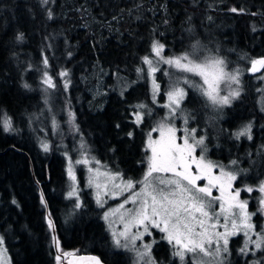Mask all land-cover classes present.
Returning a JSON list of instances; mask_svg holds the SVG:
<instances>
[{
	"label": "trees",
	"instance_id": "obj_1",
	"mask_svg": "<svg viewBox=\"0 0 264 264\" xmlns=\"http://www.w3.org/2000/svg\"><path fill=\"white\" fill-rule=\"evenodd\" d=\"M20 34L23 39L18 41ZM153 41L165 45L166 57L192 45L210 50L219 46L234 69L264 57V0H0V116L11 117L15 129L4 132L0 125V236L11 264H57L39 186L61 252L93 253L107 264H130L126 252L113 248L94 200L88 206L83 195V207L76 209L74 200L65 199L64 148L78 127V137L111 169L134 179L144 172L150 125L146 118L140 126L134 124L133 113L141 103L153 107L152 81L142 63ZM45 70L55 88L41 83ZM61 71L68 76L61 78ZM247 79L242 80L246 93L219 111L206 107L204 98L188 88L192 118L187 125H196L206 138L210 155L225 163L236 160L237 165H229L246 170L234 187L256 189L264 181V119ZM167 83L160 81L161 87ZM45 93H56L70 134L52 132L53 121L56 125L63 115L41 120ZM69 113L75 117L71 123ZM249 123L252 139H236L235 131ZM41 142L49 144L48 152ZM260 195L255 190L241 193L248 198L250 212H256ZM252 222L259 231L264 214L258 213ZM231 243L237 245V264L264 260L261 251L252 260L239 252L240 234Z\"/></svg>",
	"mask_w": 264,
	"mask_h": 264
},
{
	"label": "snow or ice",
	"instance_id": "obj_2",
	"mask_svg": "<svg viewBox=\"0 0 264 264\" xmlns=\"http://www.w3.org/2000/svg\"><path fill=\"white\" fill-rule=\"evenodd\" d=\"M48 0H41L46 4ZM236 11V9H232ZM48 18H52L51 12ZM18 41L23 39V34L16 37ZM192 51H186L181 55L166 57L164 55L165 45L158 41L151 44V52L142 58V63L147 65L146 78L152 81V103L156 104L157 95L161 92V86L156 82V73L163 71L171 78L172 73L168 69L175 68L184 73L181 79L170 84L169 89L163 94L166 102L160 105L167 111L153 127L147 136L145 144L146 170L139 181L125 180L118 171H110L106 166L92 167V164L100 165L101 162L94 157L89 158L86 146L81 144V158L73 160L65 153L68 164L66 174L70 181L69 190L65 199H74V208L83 207L79 191L75 166L83 165L90 174L88 187H94L95 200L99 208L103 209L107 200L104 197L123 200L115 209L104 212L103 219L107 222L110 216L119 214V220L123 225L122 230L112 231V241L117 249H124L134 253L132 264H158L152 257L153 244L160 241L166 242L171 247V256L178 258L180 264H185L186 257L191 255V264H212L205 257H215L216 264H226L227 256L230 255L229 239L243 233L245 240L239 252L248 256L255 255L257 251L264 252V227L259 231L252 222L255 215L264 214V181L254 189L245 185L243 188L234 187V182L244 169L227 170L224 165L214 163L206 158L208 151L205 137H197V129H182L183 136H177L174 121L180 118L183 112L182 103L188 97V88L196 91L206 101L205 106L213 109H222L230 106L232 101L238 99L242 92L240 70L230 69L225 58L220 56H199L197 45L192 46ZM151 57V58H150ZM48 59L43 60L45 69L48 67ZM168 65V69H162L160 65ZM264 69V57L253 59L250 73H256ZM137 72H144L143 68H137ZM61 78L67 77V71L59 73ZM198 77L199 80L193 79ZM264 80V76L259 77ZM181 82L184 86H181ZM41 83L46 88H55L53 78L45 70ZM68 81L64 88L67 90ZM222 85H236L231 88L227 95H222ZM187 86V87H185ZM29 88L28 84H24ZM260 91V89H257ZM47 103V100L45 101ZM264 111V108L261 109ZM134 124L140 126L145 116H151L152 111L144 103L135 106ZM190 115L183 116L184 124L187 125ZM74 115L69 113V122H73ZM55 125V121H53ZM0 125L4 132L15 131L11 117L6 114L0 116ZM75 127V125H74ZM119 127V125H117ZM251 123L243 126L234 133L236 139L242 136H251ZM78 131V127L76 128ZM158 133L154 137L152 134ZM132 132L128 133L131 137ZM182 141V142H180ZM44 152L49 151V144L41 142ZM197 148L200 149L197 155ZM231 165H237L236 160L230 161ZM94 174V175H93ZM101 178L103 180L101 181ZM139 185V190L137 189ZM258 191L256 212L249 211L248 200L241 199L242 192L252 193ZM218 192L219 195H215ZM125 192L128 195H124ZM42 203L45 201L41 200ZM131 205V207H126ZM49 228L55 231L51 217H46ZM111 230V222L109 223ZM223 229L220 231L219 229ZM142 229V231H141ZM153 230L160 234L159 241L152 243L137 244L146 236H153ZM54 246L60 251L59 241L53 236ZM4 244L0 237V247ZM249 245L254 246L249 248ZM74 255L63 253L64 257ZM60 264L62 257H55ZM78 259L88 264H101L95 256H81ZM247 264V262H246ZM252 264H264V260L253 261Z\"/></svg>",
	"mask_w": 264,
	"mask_h": 264
},
{
	"label": "rangeland",
	"instance_id": "obj_3",
	"mask_svg": "<svg viewBox=\"0 0 264 264\" xmlns=\"http://www.w3.org/2000/svg\"><path fill=\"white\" fill-rule=\"evenodd\" d=\"M223 23H224V21L220 22V26H222ZM192 50L193 49L191 47L190 50H187V51H192ZM222 51H225V49H222L219 46H217L216 49L213 47V49L210 50V49H208V48H206L204 46L197 45V55H199L201 57H203V56H220V57L225 58L227 60V62H228V65H230V62L226 58L225 54L222 53ZM181 54H183V53H175V54H172L170 57H172V56H178V55H181ZM259 58H262V57H258V58H254V59H259ZM252 60L253 59H250V60L246 61L247 64L241 63L240 66H238V65L237 66H234V67L232 66V68H234V69H239L240 70V73H241L240 74V80H241L242 92H241L240 97L237 100H239L244 95L243 93H246L247 87H246V85L244 83H242V80L245 79V78H248L247 80H250L251 81V86H252V90H253L252 92H255L256 95L259 96V102H260L261 105L258 106L257 108H260V110H261V106L264 105V80L260 79L259 77L264 76V69H262L261 71L256 72V73H250L248 71V69L251 67V61ZM160 67L162 69H168V65H163L162 64V65H160ZM145 68L147 69V65H145ZM168 70L172 73L171 78L169 76H166L163 71H159V72H157L155 74L156 75V82L158 84H160V81L168 82V83L166 84V86L161 87V89H163V90H161L160 94L157 95V97H156L157 103L156 104H153V107H148L152 111V115L151 116H145L144 117V118H146V120L148 122V125H150V127L148 129V133L150 132V130L153 127L156 126L157 122L160 121L161 117L167 111L166 109H163L162 107H160V105H163L166 102V99H165V97H164L163 94L169 89L171 83H174L178 78L181 79V81H182V77L184 75H186L184 73H181V72L177 71L175 68L168 69ZM193 79H195L197 81L199 80L198 77H194ZM181 86H184L182 84V82H181ZM185 87H187V86H185ZM235 87H236V85H231V87H229L228 85H222L223 91H222L221 94L222 95H227L228 92L231 90V88H235ZM257 89H260V91H257ZM45 95H46L47 103H46L44 109L42 110V113H41V116H40L41 117V120L42 121L47 120V118H46L47 115H50L51 116V119L54 118L56 120L58 119L57 118L58 116L63 115V118L59 122L57 120V124L54 125V128L52 129L53 130L52 132L54 133V131H58L62 135H68V134H70V132H71V126L68 125V121H67V118H66V111H65L64 107L59 103V100L56 97V93H52V94L45 93ZM192 95L194 97V93H192ZM151 99H152V93H151ZM240 101L242 103V107H244V105H243L244 104V101L243 100H240ZM255 101H256V99H255ZM188 102H191L192 103V99L186 98V100L182 103V106H181L182 109H183V112L180 114V118H177L174 121L175 126L177 127V129H180L181 130V131H178L177 132V136H183L184 135V132L182 131V129H184L185 127H187L188 129H191V128H194L196 126V125L189 126V125H185L184 124L183 116L188 115L190 108H192L189 105ZM209 107H211V106L209 105ZM160 108H161L162 112H160L158 114L159 117H157V112H158V110ZM222 109H216V110L219 111V110H222ZM189 120H191V119H189ZM241 128H243V127H241ZM148 133L146 134V141H147ZM77 134H78V131L77 130H73L72 131L71 139H70L69 143L66 144V146L64 148V150H65L64 155H65V153H67L68 156H71V158L73 160L80 159L81 158V147L80 146L83 143L86 146V151L88 153V157L89 158L94 157L96 160H99L101 162V164L99 166L98 165H95V164H92L91 165L92 167H94V168L95 167H101V171H103L104 168L102 166H106L107 169L110 170V171H113V172L118 171V172H120L119 170L111 169L108 165H106L104 162H102L100 160L101 158L100 159L98 158V154H93V152L90 150V147H91L90 144L88 142L83 141V139H81L80 137H78ZM199 134H198V132L196 133L197 137L200 136ZM152 135L154 137H156V136H158V133H153ZM92 139L90 138V140H92ZM146 141H145V143H146ZM180 142H182V141H180ZM57 145L60 146L61 144L57 143ZM206 154H208V151H207ZM197 155H199V153ZM65 157H66V155H65ZM206 158L208 160L213 161L214 163L224 165L227 170H238V169H242V168H240L238 166H235V167L234 166H231V165H229L230 163H225V162H222V161H220L218 159H215V158H211V157H207V156H206ZM67 164H68V159L66 157L65 173H66ZM145 170H144V172H145ZM75 172H76V176H77L78 191H79V196H80L81 203H82L83 195H84L85 196V199H86V201L88 203V206L90 205V202L92 200H94V202L96 204V200H95V192H96V190H95L94 187H88L87 186L88 185V180H89V177H90V174L88 173L87 168L85 166H83V165H77V166H75ZM144 172L140 176H139V174H136L134 177L139 176L136 179H134V178H127L125 176H123V177H124L125 180L131 179L133 181H139L143 177ZM241 174H243V172ZM66 176H67V174H66ZM102 180H103V178H101V181ZM67 181H68V190H69L70 181L68 180V177H67ZM139 187L140 186L137 185V189L136 190H139ZM214 194L215 195H219V193L218 192H215V191H214ZM124 195L126 196V195H128V193L125 192ZM104 199L107 200V203L105 204V206H104L103 209L100 208V210H101V218H102V220L106 224V230H107V232L109 234V237L111 238V241H112L111 232L112 231L122 230L123 225H122V223L119 220V214H117L116 216H110L109 217V221H107V222L103 219V215H104V212L107 211L108 209H115L117 207V205L123 200V197H119L117 199H111V198H108V197H104ZM241 199H243L242 196H241ZM244 199L245 200H248V198H244ZM73 205H74V201H73ZM96 206H97V204H96ZM126 207H131V205H126ZM110 222H111V230H110V226H109V223ZM219 230L220 231H223L222 228L219 229ZM141 231H142V229H141ZM159 237H160V234L157 231L153 230V236H146L143 241H137V244L138 245H141L143 243H152V241L154 239L158 241ZM233 237H235V236H233ZM240 237H241V245H240L239 249L241 247H243L244 240H245V237H244L243 233H240ZM230 238H232V237H230ZM164 243H166V242L161 241V243H155V244H153V247H152V257L158 262V264H162V263H164V264H170V263L173 264V259L174 258L172 256L171 257L173 259H171V260L168 261V250H167L166 246L164 245ZM112 246H113L114 249H117L114 246L113 241H112ZM167 247L170 248V246H167ZM253 247L254 246L249 245V248H253ZM162 249H164V250H162ZM229 249H230V255L227 256L226 264H237V258H238L237 257V254H236L237 245L231 243V245L229 246ZM118 250H123L124 252H126L129 255L130 264H132V260H133V257H134V253L127 252V251H125L122 248L121 249H118ZM160 250H161V252L159 254V258L160 259H157L156 252L157 251H160ZM170 252H171V250H170ZM162 253H163V255H162ZM257 253H259V251H257L255 255L249 254L246 257H247L248 260H250V259L252 260V257H254V259H255ZM163 259H165V260H163ZM204 259L205 260H210L212 262V264H216L215 257H205ZM191 260H192L191 255H189V256L186 257V261H191ZM176 261L178 263H180L179 260H178V258H176ZM0 264H11L10 258H9V255H8V252H7L4 244H3L2 247H0Z\"/></svg>",
	"mask_w": 264,
	"mask_h": 264
},
{
	"label": "water",
	"instance_id": "obj_4",
	"mask_svg": "<svg viewBox=\"0 0 264 264\" xmlns=\"http://www.w3.org/2000/svg\"><path fill=\"white\" fill-rule=\"evenodd\" d=\"M37 185L39 186L38 182H36ZM39 190H40V193H41V197L43 198V200L45 201L44 205H45V215L46 217H51L50 213H49V209H48V206H47V203H46V200L44 199V196H43V193H42V190L40 189V186H39ZM53 223H54V226H55V222L53 220V218L51 217ZM52 231V238L53 236L56 237V239L58 240V235H57V231H56V226H55V231L53 232V230L51 229ZM53 247H54V251H55V255H60L62 257L61 259V262L60 264H88V262H82L78 259V257H81V256H95L97 258H99V260L101 261V264H107L105 262H103L101 260V258L97 255V254H93V253H73L74 255H70V256H67V257H64L63 256V253L64 252H61V251H57V248L54 246V243H53Z\"/></svg>",
	"mask_w": 264,
	"mask_h": 264
},
{
	"label": "flooded vegetation",
	"instance_id": "obj_5",
	"mask_svg": "<svg viewBox=\"0 0 264 264\" xmlns=\"http://www.w3.org/2000/svg\"><path fill=\"white\" fill-rule=\"evenodd\" d=\"M255 99H256V101H255ZM255 99L253 100L255 106H256V107L260 106L261 104H260V102H259V96H255ZM263 106H264V105L261 106V109L264 108ZM262 115H263V118H262V119H264V111L262 112ZM262 121H263V120H262ZM239 130H240V128H238V129L235 131V133L238 132ZM261 130H264V127H262ZM251 136L253 137V128H252V127H251ZM242 137H245V139L248 140V141L251 140V139H248L247 136H242ZM205 144L207 145V140H206V138H205ZM207 147H208V145H207ZM198 153H200V149H199V148H197V154H198ZM206 156H207V157H211V158H215V159H218V158H219V156H216V157H215V156H212V155L209 154V147H208V154H206ZM221 161H222V160H221ZM232 238H233V237H232ZM232 238L229 239V246H230V243H231V241H232ZM158 241H159V239H158ZM159 243H161V241H160ZM165 244H167V243H165ZM156 246H157V245H156ZM156 246H155V247H156ZM167 246H169V245L167 244ZM155 247H154V248H155ZM154 248H153V249H154ZM167 250H168V261H169V260L173 259V258L171 257V255H170V254H171V252H170L171 247H170V248L168 247ZM165 257H166V256H165ZM157 259H160V258L157 257ZM163 260H165V259H163ZM161 263H162V262H161ZM162 264H164V263H162ZM170 264H171V263H170ZM173 264H180V263H178V262L176 261V258H174V259H173ZM185 264H191V261H185Z\"/></svg>",
	"mask_w": 264,
	"mask_h": 264
}]
</instances>
